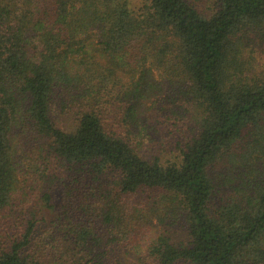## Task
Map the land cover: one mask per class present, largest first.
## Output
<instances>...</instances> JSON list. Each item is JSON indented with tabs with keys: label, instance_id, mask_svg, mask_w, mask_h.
Returning <instances> with one entry per match:
<instances>
[{
	"label": "trees",
	"instance_id": "trees-1",
	"mask_svg": "<svg viewBox=\"0 0 264 264\" xmlns=\"http://www.w3.org/2000/svg\"><path fill=\"white\" fill-rule=\"evenodd\" d=\"M0 264H264V0H0Z\"/></svg>",
	"mask_w": 264,
	"mask_h": 264
},
{
	"label": "rangeland",
	"instance_id": "rangeland-1",
	"mask_svg": "<svg viewBox=\"0 0 264 264\" xmlns=\"http://www.w3.org/2000/svg\"><path fill=\"white\" fill-rule=\"evenodd\" d=\"M132 1L134 5H139V3L141 2V0H129Z\"/></svg>",
	"mask_w": 264,
	"mask_h": 264
}]
</instances>
